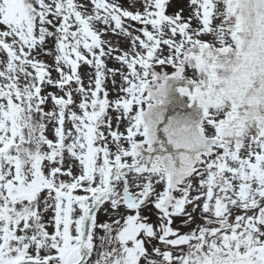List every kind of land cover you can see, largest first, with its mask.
<instances>
[{
    "label": "snow or ice",
    "instance_id": "obj_1",
    "mask_svg": "<svg viewBox=\"0 0 264 264\" xmlns=\"http://www.w3.org/2000/svg\"><path fill=\"white\" fill-rule=\"evenodd\" d=\"M0 264H264V0H0Z\"/></svg>",
    "mask_w": 264,
    "mask_h": 264
}]
</instances>
